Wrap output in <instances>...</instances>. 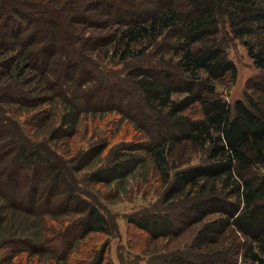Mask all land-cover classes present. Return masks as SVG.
Listing matches in <instances>:
<instances>
[{
    "label": "trees",
    "instance_id": "16d2710c",
    "mask_svg": "<svg viewBox=\"0 0 264 264\" xmlns=\"http://www.w3.org/2000/svg\"><path fill=\"white\" fill-rule=\"evenodd\" d=\"M233 40L259 74L231 104L217 84L238 77L225 48ZM3 56L0 264H69L85 238L113 237L77 175L97 164L84 184L109 185L147 160L165 208L127 224L154 241L200 225L187 249L151 264H264V0H0ZM11 107L42 109L23 124ZM97 115L134 125L138 138L117 139L105 163L108 143L57 152L53 143ZM53 120L35 142L31 128ZM186 145L201 161L178 167ZM91 250L86 264L108 263L106 248Z\"/></svg>",
    "mask_w": 264,
    "mask_h": 264
},
{
    "label": "rangeland",
    "instance_id": "374dc122",
    "mask_svg": "<svg viewBox=\"0 0 264 264\" xmlns=\"http://www.w3.org/2000/svg\"><path fill=\"white\" fill-rule=\"evenodd\" d=\"M228 57L236 65L238 77L234 83L229 77L217 84V90L223 94L231 104L243 98L247 82L255 78L259 71L253 65L252 60L248 56L247 50L240 41H229L226 45ZM6 56L0 57V61ZM115 65L106 66L107 71L119 70L120 67ZM27 78L31 76L28 72ZM110 76V75H109ZM118 77L111 75L110 78ZM1 83L6 81L7 77L2 76ZM1 85V84H0ZM30 88V86H26ZM178 97V96H176ZM55 108V107H54ZM8 109V108H7ZM42 108L22 109L11 107L10 112H13L15 118L21 123L30 115H34ZM110 117V118H109ZM109 118V119H108ZM112 118V119H111ZM56 120L47 127L31 128L34 134V141L41 142L48 138L49 129L55 127ZM126 123L120 122V118L109 115L86 116L81 119L78 126V131L75 137L69 140H61L53 143L57 152L61 155L85 151L91 146L109 144V148L104 152L98 162H107L110 159L112 148H118L121 145L117 139H128L125 141L136 140L139 132L134 128V125L127 126ZM53 126V127H52ZM34 129V130H33ZM111 139V140H109ZM124 142V143H125ZM201 154L191 148L184 146L175 151V164L180 166H190L198 164L201 161ZM98 166L89 168L84 173L77 175L82 183V190L88 192L97 204L104 211L111 224L113 237H105L103 235H90L74 249L69 258V264H86L91 258H95L92 252L97 246L106 248L107 264H151L157 263L171 253H175L182 249H187L189 243L200 227L196 225L190 230L181 233L179 236L169 239L152 240L146 233L130 227L127 224L126 217L137 211L143 210H162L165 206L161 203L164 186L160 176L156 173L153 163L147 160L135 173L124 180L114 182L109 185L89 186L84 184L85 176ZM32 231L35 229L33 223L27 224ZM44 261V260H43ZM46 261V260H45ZM44 261V262H45ZM67 264V263H66Z\"/></svg>",
    "mask_w": 264,
    "mask_h": 264
}]
</instances>
